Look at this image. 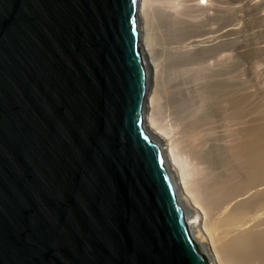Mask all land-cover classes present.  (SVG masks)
I'll return each mask as SVG.
<instances>
[{"label": "water", "instance_id": "obj_1", "mask_svg": "<svg viewBox=\"0 0 264 264\" xmlns=\"http://www.w3.org/2000/svg\"><path fill=\"white\" fill-rule=\"evenodd\" d=\"M139 0H0V264H209L146 132Z\"/></svg>", "mask_w": 264, "mask_h": 264}, {"label": "bare ground", "instance_id": "obj_2", "mask_svg": "<svg viewBox=\"0 0 264 264\" xmlns=\"http://www.w3.org/2000/svg\"><path fill=\"white\" fill-rule=\"evenodd\" d=\"M196 1L139 0L145 130L205 259L264 264V111L258 93L225 85L226 37L239 30L225 0Z\"/></svg>", "mask_w": 264, "mask_h": 264}, {"label": "rangeland", "instance_id": "obj_3", "mask_svg": "<svg viewBox=\"0 0 264 264\" xmlns=\"http://www.w3.org/2000/svg\"><path fill=\"white\" fill-rule=\"evenodd\" d=\"M196 2L205 4L204 0ZM252 5L253 7L263 5L257 16L252 14ZM237 7L239 10H236ZM225 8V25L231 22L239 29L237 33L226 37L225 41V85H238L239 87L242 85L245 89L249 88V92L252 90L256 92L255 94L258 93L259 105L260 108L262 107L260 110L264 111V54L256 49L264 41V0H225ZM208 262L212 264L210 260Z\"/></svg>", "mask_w": 264, "mask_h": 264}]
</instances>
